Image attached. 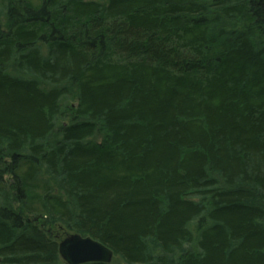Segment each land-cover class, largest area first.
<instances>
[{
	"label": "trees",
	"instance_id": "trees-1",
	"mask_svg": "<svg viewBox=\"0 0 264 264\" xmlns=\"http://www.w3.org/2000/svg\"><path fill=\"white\" fill-rule=\"evenodd\" d=\"M68 232L264 264V0H0V264Z\"/></svg>",
	"mask_w": 264,
	"mask_h": 264
},
{
	"label": "water",
	"instance_id": "water-1",
	"mask_svg": "<svg viewBox=\"0 0 264 264\" xmlns=\"http://www.w3.org/2000/svg\"><path fill=\"white\" fill-rule=\"evenodd\" d=\"M59 250L67 264L86 262H111L114 251L108 245L90 235L68 232L59 242Z\"/></svg>",
	"mask_w": 264,
	"mask_h": 264
},
{
	"label": "rangeland",
	"instance_id": "rangeland-1",
	"mask_svg": "<svg viewBox=\"0 0 264 264\" xmlns=\"http://www.w3.org/2000/svg\"><path fill=\"white\" fill-rule=\"evenodd\" d=\"M10 69L12 70V68H10ZM67 100L71 101V98H69V99H67ZM57 232L60 233V231H58V230H57L55 233H57ZM60 235H62V236L64 235V234H63V231H61V234H60Z\"/></svg>",
	"mask_w": 264,
	"mask_h": 264
}]
</instances>
